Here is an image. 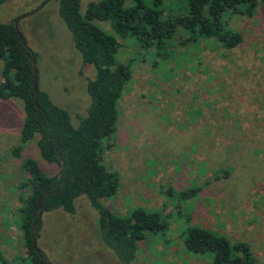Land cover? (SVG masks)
Returning <instances> with one entry per match:
<instances>
[{
  "label": "rangeland",
  "instance_id": "rangeland-1",
  "mask_svg": "<svg viewBox=\"0 0 264 264\" xmlns=\"http://www.w3.org/2000/svg\"><path fill=\"white\" fill-rule=\"evenodd\" d=\"M89 1L80 0L82 11ZM42 3L18 20V29L35 54L39 89L67 109L77 126L90 104L86 83L95 69L83 64L58 14V0H6L0 22ZM164 3L165 18L181 16L186 4ZM225 22L242 36L234 48L189 41L180 25L159 50L144 51L133 37H118L117 60L129 65L131 76L118 101L116 131L102 154L119 185L102 202L119 215L136 207L155 210L168 222L164 232L138 242L130 264H207V255L185 250L191 226L247 242L264 264V2L252 13L227 14ZM94 23L113 33L108 21ZM1 70L0 60V75ZM23 119L19 98L0 99V253L7 264H28L20 223L31 180L23 160L37 161L49 175L58 171L42 159L37 135L18 155L11 153L20 144ZM187 188L196 193L179 197ZM40 221L37 243L52 264H120L98 240L97 212L84 195L73 214L43 211Z\"/></svg>",
  "mask_w": 264,
  "mask_h": 264
},
{
  "label": "trees",
  "instance_id": "trees-1",
  "mask_svg": "<svg viewBox=\"0 0 264 264\" xmlns=\"http://www.w3.org/2000/svg\"><path fill=\"white\" fill-rule=\"evenodd\" d=\"M5 1L0 0V4ZM183 1L186 4L181 16L165 18L164 0H91L84 11L80 9V0H58V14L72 35L83 64H91L95 69L94 78L86 83L90 104L77 126L71 123L68 110L55 104L47 92L38 87L34 94L32 67L26 56L31 50L21 34L22 42L19 41L13 21L0 22V99L19 98L24 108L20 144L11 153L18 155L37 135L36 145L42 159L58 167L55 174L49 175L31 158L22 162L31 180L30 193L23 199L20 223L28 264H47L36 252L30 236L39 198L44 212L61 208L73 214L76 199L84 195L97 212L98 240L112 250L120 264L133 261L138 242L147 234L164 232L168 228L167 218L158 211L136 207L119 215L102 202L113 196L119 185L117 173L106 167L102 154L116 131L118 101L131 76L129 65L117 60L118 37H133L144 51L159 50L170 44L180 25L188 33L189 41L212 40L230 49L242 41V36L227 26L225 16L252 13L264 2ZM95 20L108 21L113 33L104 31ZM36 82L38 85V74ZM45 191L49 193L44 195ZM166 192L170 194L171 189ZM195 193V188H187L178 195L188 198ZM40 229L41 221L36 226L37 240ZM183 244L191 254L207 255V264H263L256 261L247 242H231L226 236L203 227H189ZM41 253L45 256L42 250ZM0 261L7 264L1 253Z\"/></svg>",
  "mask_w": 264,
  "mask_h": 264
},
{
  "label": "water",
  "instance_id": "water-1",
  "mask_svg": "<svg viewBox=\"0 0 264 264\" xmlns=\"http://www.w3.org/2000/svg\"><path fill=\"white\" fill-rule=\"evenodd\" d=\"M46 1H49V0H46ZM44 5V3H42L39 7H37L36 9H34L33 11L29 12V13H26V14H23V15H20L19 17H17L13 23H14V29H15V33L16 35L18 36V39L20 42H22V38H21V35H20V31L18 29V20L28 14H33L34 12L38 11L42 6ZM22 47L25 49V46L22 45ZM26 56L31 64V67H32V75H31V83H32V86H33V90H34V94H36L38 92V85H37V82H36V75H37V67H36V61H35V56L33 54L32 51H27L26 52ZM34 103L38 106L36 100H34ZM59 159L60 161L61 160V157L59 156ZM60 170H61V167H60ZM49 191H45L43 194L46 195L48 194ZM42 213H43V206H42V202H41V198L38 199V212H37V216L36 218L34 219L33 223L31 224V227H30V236L32 238V244H33V247L35 248L36 252L45 260V262L47 264H52L51 262H49L47 260V258L41 253V250L39 249L38 247V243H37V238H36V226L38 225V223L40 222V219H41V216H42Z\"/></svg>",
  "mask_w": 264,
  "mask_h": 264
},
{
  "label": "crops",
  "instance_id": "crops-1",
  "mask_svg": "<svg viewBox=\"0 0 264 264\" xmlns=\"http://www.w3.org/2000/svg\"><path fill=\"white\" fill-rule=\"evenodd\" d=\"M9 99V98H8Z\"/></svg>",
  "mask_w": 264,
  "mask_h": 264
}]
</instances>
